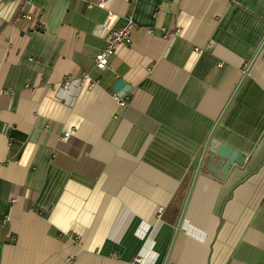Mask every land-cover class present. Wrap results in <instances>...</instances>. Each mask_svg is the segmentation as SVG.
<instances>
[{"label":"crops","instance_id":"1","mask_svg":"<svg viewBox=\"0 0 264 264\" xmlns=\"http://www.w3.org/2000/svg\"><path fill=\"white\" fill-rule=\"evenodd\" d=\"M99 1L0 0V264H264V0Z\"/></svg>","mask_w":264,"mask_h":264},{"label":"built area","instance_id":"2","mask_svg":"<svg viewBox=\"0 0 264 264\" xmlns=\"http://www.w3.org/2000/svg\"><path fill=\"white\" fill-rule=\"evenodd\" d=\"M108 0H100L98 6L105 7L106 2ZM23 18L31 19L30 14L23 15ZM111 18V16H110ZM134 23L132 21H128L125 25L118 27V28H109L104 33V39L106 41V47L99 51L94 58V65L95 68L99 70L106 69L111 66V58L115 54L116 50L121 46H129L132 43L131 40V33L134 29ZM180 30L176 32L179 34ZM81 86H85L84 84L87 83L89 89L96 86L97 81L91 80L90 75L88 73H84L79 78ZM70 78L66 79L62 83L63 89H68L70 86ZM114 99L119 103V105H125V101L119 95L118 92H113ZM70 135L69 132L65 133L64 137L67 138Z\"/></svg>","mask_w":264,"mask_h":264},{"label":"water","instance_id":"3","mask_svg":"<svg viewBox=\"0 0 264 264\" xmlns=\"http://www.w3.org/2000/svg\"><path fill=\"white\" fill-rule=\"evenodd\" d=\"M125 87V82L120 80L115 84L114 90L120 94L124 92ZM210 152L209 160L211 161V159H215L217 161L216 169H212V171L221 179L228 174L233 165L241 166L245 162L244 155L226 145L218 144L216 142L213 143ZM218 169H220V171Z\"/></svg>","mask_w":264,"mask_h":264}]
</instances>
